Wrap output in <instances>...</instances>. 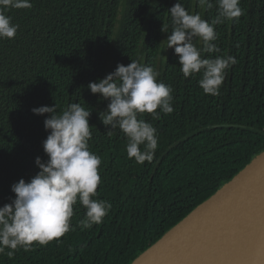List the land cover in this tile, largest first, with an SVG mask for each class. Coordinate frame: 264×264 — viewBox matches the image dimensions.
Instances as JSON below:
<instances>
[{"label": "trees", "instance_id": "1", "mask_svg": "<svg viewBox=\"0 0 264 264\" xmlns=\"http://www.w3.org/2000/svg\"><path fill=\"white\" fill-rule=\"evenodd\" d=\"M30 9L6 14L18 25L13 39H0V207L11 203L13 184L26 183L40 171L37 157L48 160L44 121L50 114L34 108L70 103L91 110L89 149L101 159V184L95 198L111 209L102 223L78 227L85 209L74 205L72 227L47 245L34 244L0 264H130L193 209L230 181L264 150V0H240L238 22L215 26L219 53L237 63L226 74L219 95L203 93L201 74L185 78L174 48H167L168 12L178 0H30ZM190 13L211 23L213 8L180 0ZM194 43L203 48L199 39ZM131 59L154 66L158 80L173 89L174 111L153 120L158 145L152 161L129 159L127 139L119 129L108 136L100 120L110 101L92 94L88 85L113 73ZM217 125L237 128L207 129ZM189 136V137H188ZM186 137H188L186 139ZM143 147V146H141ZM7 251V250H6Z\"/></svg>", "mask_w": 264, "mask_h": 264}, {"label": "clouds", "instance_id": "2", "mask_svg": "<svg viewBox=\"0 0 264 264\" xmlns=\"http://www.w3.org/2000/svg\"><path fill=\"white\" fill-rule=\"evenodd\" d=\"M202 10L213 8L211 0H196ZM217 15L209 23L200 13H190L180 0L168 11L169 24L163 23L161 31L170 33L167 48H174L180 70L185 78L201 74L199 86L206 95L217 96L226 78L227 70L237 63L235 57L215 56L203 58L202 52L219 53L213 43L217 40L215 26L225 21L238 22L244 14L240 0H215ZM30 0H0V39L15 38L18 25L6 13L11 9H30ZM203 44L198 48L195 39ZM160 73L154 66L131 59L128 66L117 65L116 70L99 82L88 85L92 94H99L110 101L107 111L100 113V120L110 130L119 129L127 139L126 153L137 163L152 161L158 145L157 129L141 114L152 115L153 120L174 111L173 89L158 80ZM35 115L50 114L45 119L47 139L43 149L46 162L37 157L35 164L40 171L30 180L21 179L11 187L15 199L0 207V254L13 257L16 250L28 252L34 244L47 245L72 227L74 205L78 202L85 211L78 227L89 229L102 223L111 209L107 201L95 198L101 184L100 157L89 149L92 137L89 126L91 110L80 103H70L58 112V105L34 108ZM143 146V147H141ZM7 250V251H6Z\"/></svg>", "mask_w": 264, "mask_h": 264}, {"label": "water", "instance_id": "3", "mask_svg": "<svg viewBox=\"0 0 264 264\" xmlns=\"http://www.w3.org/2000/svg\"><path fill=\"white\" fill-rule=\"evenodd\" d=\"M130 264H264V150Z\"/></svg>", "mask_w": 264, "mask_h": 264}]
</instances>
